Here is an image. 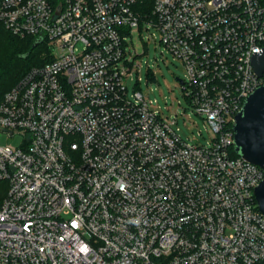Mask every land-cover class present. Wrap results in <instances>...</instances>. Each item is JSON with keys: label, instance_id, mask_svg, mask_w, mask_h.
<instances>
[{"label": "built area", "instance_id": "obj_1", "mask_svg": "<svg viewBox=\"0 0 264 264\" xmlns=\"http://www.w3.org/2000/svg\"><path fill=\"white\" fill-rule=\"evenodd\" d=\"M0 24L51 51L0 100V132L22 136L0 145V264H264V169L231 155L264 83V0H0ZM151 27L206 145L126 93V40Z\"/></svg>", "mask_w": 264, "mask_h": 264}, {"label": "rangeland", "instance_id": "obj_2", "mask_svg": "<svg viewBox=\"0 0 264 264\" xmlns=\"http://www.w3.org/2000/svg\"><path fill=\"white\" fill-rule=\"evenodd\" d=\"M133 31L135 33L132 38L126 40L128 47L125 50L129 70L123 82L128 97L134 90L140 91L145 100L151 102V108L163 116L173 119L176 113L173 128L178 129L183 140L198 145L208 144L213 133L202 117L191 108L177 80L185 78L186 70L182 61L159 43V33L155 28L140 33ZM10 139L13 147L22 143L21 135L11 137L0 132V145L10 143Z\"/></svg>", "mask_w": 264, "mask_h": 264}, {"label": "water", "instance_id": "obj_3", "mask_svg": "<svg viewBox=\"0 0 264 264\" xmlns=\"http://www.w3.org/2000/svg\"><path fill=\"white\" fill-rule=\"evenodd\" d=\"M252 66L258 77H264V50L252 57ZM177 80L182 84L181 79ZM232 131L236 155L264 169V83L245 98L234 115ZM253 195L264 217V180L254 188Z\"/></svg>", "mask_w": 264, "mask_h": 264}, {"label": "trees", "instance_id": "obj_4", "mask_svg": "<svg viewBox=\"0 0 264 264\" xmlns=\"http://www.w3.org/2000/svg\"><path fill=\"white\" fill-rule=\"evenodd\" d=\"M50 59L51 51L44 40L32 36L21 38L0 24V100L28 69ZM231 155L236 156L233 148Z\"/></svg>", "mask_w": 264, "mask_h": 264}]
</instances>
